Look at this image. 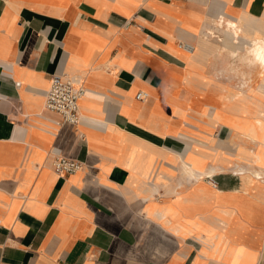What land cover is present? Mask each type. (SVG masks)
<instances>
[{"label":"crops","instance_id":"obj_1","mask_svg":"<svg viewBox=\"0 0 264 264\" xmlns=\"http://www.w3.org/2000/svg\"><path fill=\"white\" fill-rule=\"evenodd\" d=\"M222 17L263 35L264 0H0V264H237L206 246L218 226L264 264V222L221 229L239 207L218 189L243 185L212 118L238 85ZM53 75L87 90L77 125L46 109ZM53 155L85 167L60 176Z\"/></svg>","mask_w":264,"mask_h":264},{"label":"bare ground","instance_id":"obj_2","mask_svg":"<svg viewBox=\"0 0 264 264\" xmlns=\"http://www.w3.org/2000/svg\"><path fill=\"white\" fill-rule=\"evenodd\" d=\"M218 29L222 31L223 36L218 37L219 41L222 42L220 50L232 48L230 49L231 58L236 59V61L239 60L248 70L241 75L242 83L237 86L234 85L226 94H222V109L221 112H218V117L226 119L227 124L233 129L231 143L236 147L235 157L248 164V167L239 165L237 169L231 170L234 175L248 179L246 190L224 193L218 189V202L227 200V203L232 207H239L238 211L236 208L225 210L218 208V211H224L228 216L221 224V229L224 230L230 226L231 220L234 219L238 220L241 226L246 219L255 223L264 222V209L249 202L243 206L239 205L241 199H245L246 194L257 197L264 193V172L254 168V164L264 167V157L262 156L264 154V33L262 32L263 35H261V32L257 31L253 38L241 42L240 37L244 33V29L223 17L218 22ZM211 34L215 36L213 32ZM244 48L246 49L245 53H242L241 49ZM193 51H195L194 48ZM223 110L228 113L223 114ZM220 113L222 114L220 115ZM239 137L247 140L246 147L239 144ZM229 157L230 155H225L218 150V158L228 162ZM211 173L213 172L207 174ZM202 175L204 176V174ZM251 186H253L252 189ZM230 198H237L238 203L233 202ZM219 227L218 244L225 239L223 251L226 253L233 242L224 231H219ZM213 239L207 240V242H213ZM214 250L216 251V247ZM256 258L257 254L254 251L238 244L237 246L234 245V249H231L227 260L237 264H254Z\"/></svg>","mask_w":264,"mask_h":264},{"label":"built area","instance_id":"obj_3","mask_svg":"<svg viewBox=\"0 0 264 264\" xmlns=\"http://www.w3.org/2000/svg\"><path fill=\"white\" fill-rule=\"evenodd\" d=\"M181 46L188 52L193 51L189 44L181 43ZM86 93L85 86L73 77L53 75L50 88L46 92V109L61 116L60 125H77L81 120L79 102ZM146 97L147 94L144 92H139L136 96L138 100H145ZM52 166L53 170L60 176L81 172L85 167L81 161L60 155H53Z\"/></svg>","mask_w":264,"mask_h":264},{"label":"rangeland","instance_id":"obj_4","mask_svg":"<svg viewBox=\"0 0 264 264\" xmlns=\"http://www.w3.org/2000/svg\"><path fill=\"white\" fill-rule=\"evenodd\" d=\"M258 36H260V35H258ZM230 49H232V48H229V49H224V50H222L223 51V53H221L222 55H223V58L221 59V61H220V63H221V65L223 64V66L224 67H228L229 69V71L230 72H232L233 74H230V75H222V76H220L221 78L222 77H224V78H230V77H232V78H237V80H236V83H238V85L240 84V83H242V78H241V75L243 74V72H244V70H246V67H244V65H242L241 63H240V61L239 60H237L236 61V59L235 60H233L230 56H231V54H230ZM245 48L244 49H241V52L242 53H245ZM241 55H243V54H241ZM232 70V71H231ZM228 71V72H229ZM240 77V78H239ZM222 107V106H221ZM221 107H218V108H216L214 111H213V114H212V118L213 119H218V112H221ZM221 118V117H220ZM223 120V122L224 123H226L227 124V120L226 119H222ZM246 141V142H245ZM238 142H239V144L241 145V146H244V147H246L247 146V140L245 139V138H242V137H239V140H238ZM235 155H236V152H235V154L234 155H231L230 157H229V161L228 162H226V163H230V160L232 159V160H234L233 161V168L231 169V170H234V169H237L238 168V166L240 165V166H245V167H248V164L246 163V162H243V161H240V160H238L236 157H235ZM262 156L264 157V154H262ZM254 168L255 169H257V170H261V171H263L264 172V167H262V166H259V165H256V164H254ZM225 170V169H224ZM264 176V175H263ZM241 180H242V182H243V185H242V188H241V190L239 189V190H233V191H243V190H246L247 189V185H248V179L246 178V177H239ZM246 181V182H245ZM214 241L213 242H207V241H205L206 242V246L208 247V248H210V250H211V253H216V252H218V257H223V258H225V259H228L229 258V253H230V251H231V249L233 248L234 249V244H231V246H230V249L225 253L224 251H223V249H225V239H224V241L223 242H219V244H218V239L217 240H215V239H213ZM215 247H216V251L214 250L215 249ZM239 248V247H238ZM230 256H231V254H230ZM220 257V258H221Z\"/></svg>","mask_w":264,"mask_h":264}]
</instances>
